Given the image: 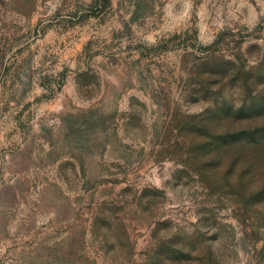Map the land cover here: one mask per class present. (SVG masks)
<instances>
[{"label": "rangeland", "instance_id": "374dc122", "mask_svg": "<svg viewBox=\"0 0 264 264\" xmlns=\"http://www.w3.org/2000/svg\"><path fill=\"white\" fill-rule=\"evenodd\" d=\"M0 264H264V0H0Z\"/></svg>", "mask_w": 264, "mask_h": 264}, {"label": "trees", "instance_id": "16d2710c", "mask_svg": "<svg viewBox=\"0 0 264 264\" xmlns=\"http://www.w3.org/2000/svg\"><path fill=\"white\" fill-rule=\"evenodd\" d=\"M261 109V108H260Z\"/></svg>", "mask_w": 264, "mask_h": 264}]
</instances>
